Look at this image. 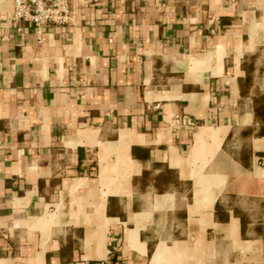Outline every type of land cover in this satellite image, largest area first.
Returning a JSON list of instances; mask_svg holds the SVG:
<instances>
[{"label": "crops", "instance_id": "crops-1", "mask_svg": "<svg viewBox=\"0 0 264 264\" xmlns=\"http://www.w3.org/2000/svg\"><path fill=\"white\" fill-rule=\"evenodd\" d=\"M70 8L0 0V264H264V0Z\"/></svg>", "mask_w": 264, "mask_h": 264}, {"label": "built area", "instance_id": "built-area-1", "mask_svg": "<svg viewBox=\"0 0 264 264\" xmlns=\"http://www.w3.org/2000/svg\"><path fill=\"white\" fill-rule=\"evenodd\" d=\"M72 0H12L14 5L13 23L17 32L23 33V24H30L39 33H44L52 26L68 25L73 21ZM197 127V121L190 115L177 116L173 122L176 130Z\"/></svg>", "mask_w": 264, "mask_h": 264}]
</instances>
